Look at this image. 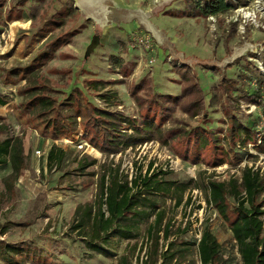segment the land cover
<instances>
[{
	"label": "rangeland",
	"instance_id": "obj_1",
	"mask_svg": "<svg viewBox=\"0 0 264 264\" xmlns=\"http://www.w3.org/2000/svg\"><path fill=\"white\" fill-rule=\"evenodd\" d=\"M232 3L235 8L220 18L191 19L182 17L188 0H82V9L73 0H0V96L7 101L0 106L7 126L1 139H21L28 159L10 190L11 165L0 167V264H119L123 256L133 264L150 259L162 264L170 241L186 243L173 248L185 253L170 264H201L195 243L205 229L222 245V264H242L230 227L208 205L204 185L232 179L240 185L246 167L264 175V154L251 145H238L240 161L225 144L216 152L212 146L179 138L167 146L155 140L107 156L91 146L81 130L72 138L50 139L43 132V119L26 111L33 94L62 100L80 88L93 104L139 119L131 87L151 78L157 93L178 96L180 70L190 67L207 97L197 118L177 110L182 126L223 138L229 127L226 110H234L241 124L258 131L264 117V2L260 8L256 0ZM247 11L255 15L246 18ZM129 14L134 21L126 22L133 19ZM58 39L69 44L55 47ZM224 76L244 90L235 93V105L215 96ZM91 81L108 85L90 90L85 86ZM109 92L117 93L118 105L98 98ZM245 95L251 100H244ZM52 150L67 156L51 165ZM150 166L164 171L165 180L189 185L179 207L170 198H160L166 221L172 222L170 240L165 242L161 234L155 249L148 236L152 218L139 227L136 240L111 237L108 244H96L101 249L91 246L102 175L112 169L131 183Z\"/></svg>",
	"mask_w": 264,
	"mask_h": 264
},
{
	"label": "trees",
	"instance_id": "obj_2",
	"mask_svg": "<svg viewBox=\"0 0 264 264\" xmlns=\"http://www.w3.org/2000/svg\"><path fill=\"white\" fill-rule=\"evenodd\" d=\"M186 11L182 17L191 19L220 18L230 13L235 4L231 0H188ZM4 6L0 5V22ZM2 24V23H0ZM60 24V23H59ZM54 25L59 26L58 23ZM58 39L54 44L59 47L69 44L68 41ZM62 42V43H61ZM64 43V44H63ZM122 67V61L116 59ZM181 94L178 96L159 94L155 91L153 80L143 79L130 89V96L139 108V119L125 116L109 107L101 108L93 104L80 88H75L70 95L62 100L49 95L33 94L26 106V111H32L43 119L44 134L52 140L74 136L77 131H82L85 140L103 155H118L130 148H136L151 141H159L167 146L170 141L185 138L187 142L201 144L205 148L210 146L217 152L228 148L229 154L243 159V154L237 151L238 145L252 146L259 153L264 154V137L259 143L258 132L254 128L241 124L234 110H226L228 130L225 137L218 133L204 129L190 130L187 125L175 117L177 110L186 114L190 119L202 115L205 110L206 95L201 87L198 77L190 67L180 70ZM125 75L127 71L125 70ZM108 83L91 81L86 83V88L97 90L99 86L107 88ZM183 85V86H182ZM215 96L227 98L235 105L238 102L235 93L244 92L238 86V81L224 76L220 85L215 89ZM252 97V96H251ZM106 104L118 105L116 92L104 95L98 94ZM244 100L250 101L248 95ZM7 101L0 96V106H5ZM171 125V128H167ZM132 131L133 133H129ZM7 126L0 117V167L10 163L12 178L8 181V190L14 188V180L18 179L21 172L27 168V156L24 151V142L21 139L7 136ZM237 149V150H236ZM70 154V153H69ZM68 154V155H69ZM65 153L52 150L48 159L50 164L61 162ZM164 171H153V166L148 168L146 175L141 174L131 183L122 181L119 171L111 169L102 175L99 183L97 197V210L95 212L89 244L101 249L98 242L108 244L111 237L120 240H136L139 238V227L154 218L149 227L148 236L157 246L163 234V240L168 242L172 236V222L167 220V211L161 207L162 196L174 200L175 206H181L184 193L188 184L172 182L164 179ZM242 184L239 180L229 182L208 181L204 185L207 203L216 208L220 216L229 225L233 240L241 257L242 264H264V175L252 168L243 170ZM243 192L245 195H243ZM234 199L235 203L231 202ZM106 208V211H105ZM231 212V213H230ZM166 222V223H165ZM183 241H170L167 250L162 254V264H170L177 255L185 253L183 250L173 248L185 245ZM197 245L201 264H222L223 248L217 238L205 229ZM119 264H133L126 256L121 257ZM144 264H155L152 259Z\"/></svg>",
	"mask_w": 264,
	"mask_h": 264
},
{
	"label": "built area",
	"instance_id": "obj_3",
	"mask_svg": "<svg viewBox=\"0 0 264 264\" xmlns=\"http://www.w3.org/2000/svg\"><path fill=\"white\" fill-rule=\"evenodd\" d=\"M233 2H237V0H232ZM231 1V2H232ZM263 2H264V0H256V6L257 7H263ZM245 17L246 18H251L252 16H253V14L255 15V13H253L252 14V12L251 11H247V12H245ZM214 17H210V19H213ZM149 47V46H148ZM155 61L154 60H151L150 61V64H153ZM258 139H259V143H261L262 142V139H263V137H264V117H261V123H260V128L258 129ZM39 155L41 154V152L40 151H38L37 152Z\"/></svg>",
	"mask_w": 264,
	"mask_h": 264
},
{
	"label": "crops",
	"instance_id": "obj_4",
	"mask_svg": "<svg viewBox=\"0 0 264 264\" xmlns=\"http://www.w3.org/2000/svg\"><path fill=\"white\" fill-rule=\"evenodd\" d=\"M120 2V1H119ZM101 4V3H100ZM118 13H119V11H117ZM129 16L131 17V18H133V19H131V20H127L126 22H128V21H134L135 20V16L134 15H132V14H129ZM140 24H142V23H136V30H134V32H138L137 30H139V28H140ZM141 32H142V30H141Z\"/></svg>",
	"mask_w": 264,
	"mask_h": 264
},
{
	"label": "water",
	"instance_id": "obj_5",
	"mask_svg": "<svg viewBox=\"0 0 264 264\" xmlns=\"http://www.w3.org/2000/svg\"><path fill=\"white\" fill-rule=\"evenodd\" d=\"M73 1H75L78 4L77 7L82 9V7H81L82 0H73ZM79 1H81V2H79Z\"/></svg>",
	"mask_w": 264,
	"mask_h": 264
}]
</instances>
